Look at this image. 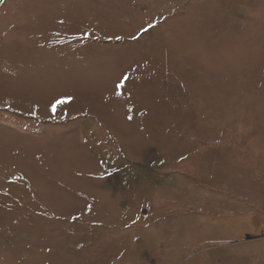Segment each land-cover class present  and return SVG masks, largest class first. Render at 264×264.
I'll use <instances>...</instances> for the list:
<instances>
[{"label":"rangeland","instance_id":"rangeland-1","mask_svg":"<svg viewBox=\"0 0 264 264\" xmlns=\"http://www.w3.org/2000/svg\"><path fill=\"white\" fill-rule=\"evenodd\" d=\"M0 264H264V0H0Z\"/></svg>","mask_w":264,"mask_h":264},{"label":"snow or ice","instance_id":"snow-or-ice-1","mask_svg":"<svg viewBox=\"0 0 264 264\" xmlns=\"http://www.w3.org/2000/svg\"><path fill=\"white\" fill-rule=\"evenodd\" d=\"M125 79H127V78H125ZM117 87H118V88H119V87H122V85H119V84H118Z\"/></svg>","mask_w":264,"mask_h":264}]
</instances>
